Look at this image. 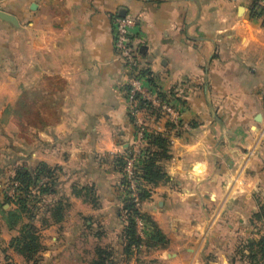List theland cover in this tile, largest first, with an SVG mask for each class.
Wrapping results in <instances>:
<instances>
[{
	"label": "crops",
	"instance_id": "0c3cea01",
	"mask_svg": "<svg viewBox=\"0 0 264 264\" xmlns=\"http://www.w3.org/2000/svg\"><path fill=\"white\" fill-rule=\"evenodd\" d=\"M251 8L252 0H0L16 21L0 19V159L16 153L17 165L30 158L34 171L53 172L47 196L61 219L50 210L43 228L59 257L50 263L95 264L92 243L114 264H264V17ZM126 15L138 19L142 62L181 125L145 119L168 146L165 178L142 211L167 245L132 255L119 160L136 126L113 33ZM9 211L0 194V216Z\"/></svg>",
	"mask_w": 264,
	"mask_h": 264
},
{
	"label": "built area",
	"instance_id": "2783aa9c",
	"mask_svg": "<svg viewBox=\"0 0 264 264\" xmlns=\"http://www.w3.org/2000/svg\"><path fill=\"white\" fill-rule=\"evenodd\" d=\"M253 1V0H252ZM257 16L264 17V0L258 2L255 9ZM139 21L132 16L117 17L113 21L114 49L123 61L128 73L129 81L125 96L129 108V114L136 126L135 141L133 147L123 156L124 180L126 182L127 197L132 201L135 209L142 211L143 202L140 195L149 190L142 179V166L145 161L149 131L145 119L152 111L142 106L146 103L151 109L180 129V112L173 100L166 99L157 92L152 84L150 75L142 62L140 47L138 45L137 32ZM155 114V113H154ZM45 182H40V189ZM10 197H14L9 193ZM137 234L146 238L150 232L148 224L141 217H135Z\"/></svg>",
	"mask_w": 264,
	"mask_h": 264
},
{
	"label": "trees",
	"instance_id": "16d2710c",
	"mask_svg": "<svg viewBox=\"0 0 264 264\" xmlns=\"http://www.w3.org/2000/svg\"><path fill=\"white\" fill-rule=\"evenodd\" d=\"M261 0H253L251 14L253 17H257L256 8L258 2ZM149 74L148 72H146ZM143 107H146L149 111H152V114L157 113L155 110L151 109L150 106L146 103H142ZM148 153H146L145 161L142 166V179L145 184L150 187H155L160 181L164 180L165 174L162 171V168L159 165V161L161 156H165V152L167 151L168 142L166 138L159 134H151L148 136ZM155 148V150L151 151L150 149ZM122 171L123 167V158L119 160ZM42 175L48 178V182L40 187L39 194L41 196L48 195L53 187V172L47 166H43L41 169L36 171V174L25 170L24 168L17 169L15 173V180L20 183L22 187L26 190H29L32 186L41 179ZM124 176V171H123ZM123 189L125 192V206H124V220L126 226L123 230V243L125 247V253L127 255H132L134 251L140 252L141 247L144 246L146 249H158L161 247H165L167 245V241L163 234L157 230L155 224L152 220L146 216L143 211H138L135 209L132 201L127 197L126 193V182H123ZM151 189L144 191L140 198L143 203L151 197ZM26 199L20 200V206L25 208ZM51 214L55 221H60L61 219V204H56L54 208L51 210ZM141 216L146 223L148 224L150 232L147 234L146 238H141L137 234L136 230V222L135 217ZM13 220H20V216L18 212H10L8 214V223L13 229ZM36 230L34 228L23 229L22 235L15 242L16 251L21 254L26 260H33L37 254L42 250V245L39 237L36 234ZM259 246V252L264 256V238L257 244ZM98 256L100 257V261L95 262V264H114L110 262L111 254L107 250H98Z\"/></svg>",
	"mask_w": 264,
	"mask_h": 264
},
{
	"label": "rangeland",
	"instance_id": "374dc122",
	"mask_svg": "<svg viewBox=\"0 0 264 264\" xmlns=\"http://www.w3.org/2000/svg\"><path fill=\"white\" fill-rule=\"evenodd\" d=\"M25 155L28 156L30 153ZM29 159L30 158H26L25 164L20 163L19 165H17L16 153L10 154L9 162L5 159L3 160L5 165L2 164L0 159V194L2 195L4 202L8 204V207L10 208L9 213L16 211L20 216V220H13V229H11L8 223V217L4 220V218L0 216V253H2L1 257H3L2 264H53L50 263L49 260L55 262L57 258H59L53 253L54 250H51V248L55 246V243H52L51 241L52 237L43 230L45 226L49 225L50 210L54 208L55 204H53L47 195L41 196L39 194L40 189H37L40 182L47 183L48 178L42 175L41 179L35 184V186L29 188V190H26L15 180V173L19 168H24L25 170L36 174V171H34L30 165L31 163L27 162ZM9 193L14 197H10ZM23 199L27 200L25 208H22V206L19 205L20 200ZM30 228H34L37 231L36 234L40 239L42 250L33 260L28 261L16 251L14 246L16 243L15 241L21 237L23 229L27 230ZM91 244L92 243H90L89 246L93 251H90V255H93L94 252L97 255V251ZM141 249L143 250L145 247L142 246ZM46 251L52 253L49 255L51 257L45 256Z\"/></svg>",
	"mask_w": 264,
	"mask_h": 264
},
{
	"label": "water",
	"instance_id": "95a60500",
	"mask_svg": "<svg viewBox=\"0 0 264 264\" xmlns=\"http://www.w3.org/2000/svg\"><path fill=\"white\" fill-rule=\"evenodd\" d=\"M0 19L7 21V22H13V23L16 22L12 16L5 14L3 12H0Z\"/></svg>",
	"mask_w": 264,
	"mask_h": 264
}]
</instances>
